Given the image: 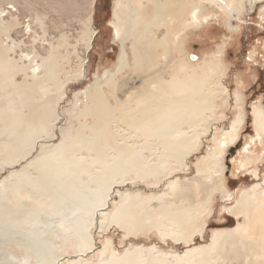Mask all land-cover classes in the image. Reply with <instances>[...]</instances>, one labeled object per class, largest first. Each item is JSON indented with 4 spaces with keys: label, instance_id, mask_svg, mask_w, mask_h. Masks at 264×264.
Returning a JSON list of instances; mask_svg holds the SVG:
<instances>
[{
    "label": "bare ground",
    "instance_id": "bare-ground-1",
    "mask_svg": "<svg viewBox=\"0 0 264 264\" xmlns=\"http://www.w3.org/2000/svg\"><path fill=\"white\" fill-rule=\"evenodd\" d=\"M95 2L52 1L51 10L58 15L52 26L56 32L54 37L58 35L57 44L54 37L52 41L44 37L48 31L45 22L40 23L41 19L42 39L36 38L37 31L28 24L27 33H33L35 42L33 55L26 53L14 58L9 54L14 51L12 47L3 45L2 35L10 37L11 31L21 29L24 22L14 15L11 20L0 23V156L6 160H19L27 148L31 151L36 148L41 137L56 136L52 125L60 119L58 103L67 95L70 81L85 78V58L78 57L79 49L83 47L88 53L99 34L93 24ZM244 2L117 0L110 24L114 41L123 47L115 68L106 70L102 77L97 74L94 85L76 94L75 122L68 128H60L59 141L40 145L44 150L29 161L27 168L11 173L14 181L7 185L1 183L2 203L5 204V199L10 205L0 207V218L14 215L24 221L22 215L25 214H20L26 211L23 204L57 215V225L49 233L72 241L68 243L74 248L75 257L69 264H172L157 244L135 246L123 255L112 252L106 255L112 247L108 240L99 253L91 229L118 227L136 235L156 228L162 238L183 239L187 244L194 241L193 229L204 213L210 212L206 206L211 203L215 190L209 189L208 197L207 194L202 197V192L214 184L221 190L225 188L222 178L214 174L215 169L221 174L224 172V165L216 162L217 157L212 162L215 167L198 165L194 180L197 201L193 199V187L189 184L180 187L177 178L169 181V187L175 191L173 196L179 203L171 201L173 196L169 193L172 192L149 196L140 190L121 191L119 187L137 181L157 184L161 174L170 175L176 169L174 166L182 167L189 153L198 147L199 128L208 130L202 123L216 115L221 106L217 99L229 96V88L220 78L224 72L223 56L221 52L215 53L204 60L205 56L193 59L189 54L176 59L175 55L186 54L182 34L191 28L209 25L215 8L225 16L226 28L234 31L232 20L240 17ZM66 15L77 18L79 34L75 43L67 30L69 24L62 18ZM126 42L130 45L128 51ZM19 73H23L21 81H17ZM137 78L142 80V85H135ZM234 96L237 102L241 101L240 93ZM226 102L228 99L223 100V104ZM251 115L253 129L261 139L264 137V105H255ZM246 119L242 111L235 115L229 129L219 138V154L225 156L230 145L238 141ZM249 147L250 144L240 152L239 167L248 163ZM150 177L154 178L151 182ZM261 184L262 189L258 183L251 192L244 190L236 204L229 208L237 224L215 231L212 243L188 245L180 255L173 257L180 261L194 256L211 258L209 254L230 244L236 246L235 257L241 259L242 264H264V178ZM114 195H119L120 199L114 200ZM186 195L190 199L184 203ZM66 204H69L68 212L61 213ZM30 213L31 218L34 214ZM87 252L97 253V257L100 254L99 260L91 263L83 260ZM203 253L206 255L202 256ZM56 256L53 264H62V258L67 260L66 254ZM42 263L43 259L36 262Z\"/></svg>",
    "mask_w": 264,
    "mask_h": 264
},
{
    "label": "rangeland",
    "instance_id": "rangeland-1",
    "mask_svg": "<svg viewBox=\"0 0 264 264\" xmlns=\"http://www.w3.org/2000/svg\"><path fill=\"white\" fill-rule=\"evenodd\" d=\"M47 1L48 3H46ZM52 1L66 4L68 0H0V23L11 20V18L16 15L15 17H18V19L21 20L20 22H24L23 27L17 30L26 32L23 34L16 30L11 31L10 37L4 34L2 35L3 45L11 46L14 50L9 52L10 56L19 58V55L21 56L26 53L33 55V44L35 42L33 41V33H27L28 24L33 30L35 29L37 31V36L35 35L36 38L42 39L44 31L40 28V23L45 22L48 32L44 37L52 41L56 33L52 26L58 19V15L51 10L50 6ZM116 2L117 0H96L95 2L92 14L93 24L96 26L97 30H99V34L96 37L94 47L88 53L84 51L83 47L79 49L80 54L78 52V57L82 59L85 58V78L70 81L66 89L67 95L58 103L60 119L55 120L52 125L56 136L54 138L41 137L37 140L36 148L32 151L30 148H27L19 160H6L3 156H0V185L2 182L4 185H7L9 181H14V179H11V173L27 168L29 161L41 154L44 150L41 147L42 144L49 145L50 143L59 141L60 128H68L72 122H75L73 113H75L76 94H78L80 90L94 85L97 80V74L102 77V73L106 70L115 68L123 47L120 42L114 41L113 27L110 24V21L113 19V11ZM263 3L264 2L256 3L253 0H245L244 4L246 5H244L242 9L240 17L235 16L238 20L237 18L236 20H232V24L236 27L234 31H230L226 28L227 23L224 18L225 16L221 15L219 10L215 8V13L212 12L215 15L211 19L213 23L210 21L207 26H197L182 34V41L184 42L183 51H186V54H177L175 55L176 59L194 54L197 55L198 58L200 57L202 59L205 56L204 60H209L212 54H219L221 52L220 55L222 54L223 56L221 59L223 61L224 72L223 75H220V78L222 77L224 85L228 86L229 96L222 95V97L220 96L221 98L217 99V103L221 106L218 107L214 118L208 119L206 122L202 123L201 126H208V130L204 131L203 128H199L201 134L199 137V145L189 153L182 167L174 166L176 169H174L175 171L173 170V173L170 175L161 174L158 183L155 185H147L146 182L141 183L137 181L133 184L130 183L128 186L119 187L121 191L137 192L140 190L144 195H157L172 192L173 189L171 191L169 181L177 178L176 180H178V182H182H179L180 187L182 186L185 188L188 184L191 188L193 187V194L195 193L193 199L197 201L199 198L196 194V182L194 180L195 175L198 174V165L202 163L201 166L203 164L209 166L211 164L210 167H212L214 165L212 162L215 161L217 157L218 159L216 162L218 161L217 164L219 165H224V172L221 174L220 171L215 169L214 174L222 178L225 188L221 190L214 184L213 187L207 188V190L202 192V197L204 195L206 196V194L208 197L210 193L209 189L215 190L212 195L210 194L211 203L209 206H206L210 212H205L202 219L200 218L197 222L196 229H193L194 241L187 244L183 239L176 241L169 236H165L164 239L156 228H153L147 233L138 232L134 235L127 234V232L118 227H110L109 229L104 227L97 230L98 226H95L91 231L94 235V239L97 241L99 253L100 250H102V244H106V242L110 240L112 242V247L107 251L106 255H109L111 252L123 255L127 249L133 250L135 246L148 247L157 244V247L169 256L168 259H171L170 261L172 264L243 263L241 259L235 257V253L237 254L238 252L235 250L236 246L230 244H225L224 247L219 248L214 254H209L212 256L211 258L194 256V258L192 257L185 261H180L175 259L176 257L174 254L180 255L188 245L191 247L212 243L215 231L237 224V220L230 214L229 208L236 204L240 194L244 190L251 192L252 187L256 186L258 183L261 189L263 187L261 182L264 178V137L261 138L262 140L257 137L253 129V116L251 115L255 105L259 103L264 105V11L261 12V7L264 5ZM71 7L75 9V5ZM44 15H47V17ZM62 18L66 21V24H69L67 30H69L71 36L73 35L71 41L75 43V39L79 34L77 18L74 17V15H66ZM39 19L42 21L40 22ZM57 38L58 35L53 39L54 43L56 41L55 44H57ZM38 41L37 43H39ZM126 44V50L128 51L130 45L128 42H126ZM22 78L23 73H19L17 75V81H21ZM135 85H142V80L137 78ZM236 92L242 95L241 101L239 102L236 101L234 96ZM225 99H228V102L223 104V100ZM239 111L246 114V123L241 129L238 141L230 145L226 155L223 156L219 154L218 150L219 138L222 136V133L229 129L235 115ZM185 128L187 127L185 126ZM248 144H250L249 148L251 151L250 159L245 166L239 167L238 160L242 158V156L240 157V152L243 151ZM232 147L235 148L233 154L230 153ZM215 166L216 165H214V167ZM217 171L218 173H216ZM255 174L258 175L256 176ZM153 180L154 178L150 177L149 181L151 182ZM231 182L234 183L231 184ZM174 192H172L173 194H169L173 196ZM186 197L182 202L186 203L190 199L187 195ZM174 198L175 196L171 197V201L179 203V200L177 199V201ZM113 199L118 201L120 197L119 195H114ZM3 202H5V204L2 203L1 197V209L3 208L2 205H10V201L3 199ZM152 203L155 205L157 201H152ZM68 206L69 204L64 205L61 209V213H67L69 210ZM23 207H26L25 209L28 213H26L24 208L23 210L25 212L23 213L22 211L20 213L25 214L22 215L23 218H25L24 221H20V217L18 219L14 215L7 218L4 217V219L3 217L0 218V264H36L38 259H43L42 264H53L52 259H54L56 254V258L64 257L66 254L65 257L67 260L62 258L61 262L64 261L62 264L71 263V258L75 257L74 248L70 246L72 241L70 239L68 240V237H63V240L65 239L63 242L62 238H59L60 236H56L57 239L49 233V231L57 225L55 220L58 218L57 215L51 214L45 209L43 210L46 212L42 210L39 212L37 208L30 205L25 206L23 204ZM110 210L111 209H109V211ZM30 212L34 214L31 218L29 217V214H31ZM229 216L233 217V219L230 220L228 218ZM242 221L243 219H241L240 222ZM230 224H232V226H230ZM197 228H200V231H197ZM47 239H50L52 244ZM59 239L61 240L59 241ZM91 253H85L83 260H90V263L99 260L100 254L97 257V253ZM145 254H148V252H145ZM205 255L204 253L202 254V256ZM24 258L29 260L24 262Z\"/></svg>",
    "mask_w": 264,
    "mask_h": 264
},
{
    "label": "water",
    "instance_id": "water-1",
    "mask_svg": "<svg viewBox=\"0 0 264 264\" xmlns=\"http://www.w3.org/2000/svg\"><path fill=\"white\" fill-rule=\"evenodd\" d=\"M191 57H192L193 59H195V56H194V54H192V55H191ZM234 150H235V148H234V147H232V148L230 149V153H231V154H233Z\"/></svg>",
    "mask_w": 264,
    "mask_h": 264
},
{
    "label": "trees",
    "instance_id": "trees-1",
    "mask_svg": "<svg viewBox=\"0 0 264 264\" xmlns=\"http://www.w3.org/2000/svg\"><path fill=\"white\" fill-rule=\"evenodd\" d=\"M232 183H234V182H231V184H232ZM228 218H229L230 220L233 219V217H231V216H229ZM230 226H232V224H230Z\"/></svg>",
    "mask_w": 264,
    "mask_h": 264
},
{
    "label": "flooded vegetation",
    "instance_id": "flooded-vegetation-1",
    "mask_svg": "<svg viewBox=\"0 0 264 264\" xmlns=\"http://www.w3.org/2000/svg\"><path fill=\"white\" fill-rule=\"evenodd\" d=\"M195 57L197 58V55H195Z\"/></svg>",
    "mask_w": 264,
    "mask_h": 264
}]
</instances>
